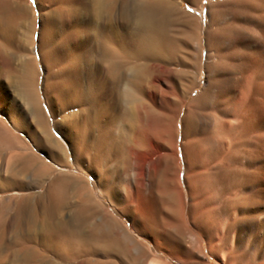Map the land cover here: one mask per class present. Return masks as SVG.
<instances>
[{
	"label": "bare ground",
	"instance_id": "6f19581e",
	"mask_svg": "<svg viewBox=\"0 0 264 264\" xmlns=\"http://www.w3.org/2000/svg\"><path fill=\"white\" fill-rule=\"evenodd\" d=\"M201 1L140 0L129 17L124 0H35L36 8L22 0H0V53L22 52L15 84L29 115L25 121L20 118L18 125L30 119L50 143L48 158L64 167L73 163L85 173L81 177L59 170L48 180L45 192L19 195L10 216L1 219L0 244H9L8 233L23 248L36 235L55 237L89 264H171L167 257L179 264H201L210 255L219 264H264V0L210 2L206 29L197 15L184 8L185 3L198 8ZM46 5H57L60 12L50 11L46 18L40 13L37 34L35 10H45ZM175 27L189 40V62L198 68L197 77L203 69L207 73L202 92L192 100L188 98L200 81L178 85L169 67L178 57V48L169 39ZM36 36L39 49L34 53ZM57 41L66 46L63 62L55 57ZM205 49L207 59L213 52L218 61H203ZM6 61L0 57V106L9 99L3 83L10 79ZM39 62L49 72L44 84L48 108L56 104L78 108L69 114L70 131L63 133L64 142L71 141L68 148L49 133L37 94ZM129 62L149 65L148 79L145 71L125 69ZM236 65L244 66L246 72L237 75ZM136 72L144 76L142 82L133 81ZM226 73H234L231 79L244 84L230 86L220 78ZM131 98L141 100L136 121L135 108L122 110V100ZM11 108L9 104L8 112ZM188 126L193 128L189 136ZM180 135L186 141L181 145L188 163L186 176L194 177L193 183L187 181L188 199L180 176ZM2 148L22 151L23 144L0 121ZM28 154L38 161L33 182L57 170L44 158ZM238 154L243 155L238 163L243 173L237 171L232 187L221 195L217 177L234 167L230 160ZM159 163H163L160 169ZM96 169L99 174L89 180L87 176ZM128 169L131 179L117 182L118 175ZM157 169L162 215L152 214L149 199L156 187L152 171ZM19 173L9 170L0 177V189L30 190L32 184H23ZM79 177L84 186L97 188L103 207H112L102 208L104 230L78 231L86 214L93 213L91 206H74L70 216L64 217L65 189L78 184ZM125 212L133 214L146 243L117 224L116 214ZM180 225L186 226L188 248L167 231H181ZM28 251L26 256L31 254Z\"/></svg>",
	"mask_w": 264,
	"mask_h": 264
},
{
	"label": "rangeland",
	"instance_id": "374dc122",
	"mask_svg": "<svg viewBox=\"0 0 264 264\" xmlns=\"http://www.w3.org/2000/svg\"><path fill=\"white\" fill-rule=\"evenodd\" d=\"M217 1H220V0H202L200 6L198 8L197 7H191L189 4L185 3L184 8L191 11L193 14L197 15L200 18V20H202L204 28L206 29L208 27L207 24H209L208 23L209 22V16H208L209 7H208V5L210 2H217ZM22 2L25 5L26 4L31 5L33 8H36L35 0H25V1L22 0ZM139 2H140V0H124V2H123L124 8H125V11L128 13L129 17L132 16V14L130 15V13H132V11H134L136 9ZM35 11H37V18H38L37 34H38V31L39 32L41 31L40 13L41 14L45 13V14H43V16H45V18H46L47 14H49L50 11L54 14L55 13L58 14L60 12L57 8V5H53V6L52 5L51 6L46 5L45 10L43 9L40 11L37 9ZM27 26H28V23L26 22L25 23V29L28 28ZM23 30H24V28L22 29V31ZM169 39L172 40L173 41L172 43L178 48V57H179V58L178 57L176 58V60L174 61L175 63L173 62V64L172 63L169 64V67L174 71V73L172 75V79L178 85L179 84L181 85V83L183 85H188L192 82H195L196 80L200 81V83H201V85L196 87L194 89V91L192 92V94L189 96L188 100H192V99L196 98L202 92L203 85L205 84V82L207 80V73H206L205 69H203L201 75L197 77L196 71L198 68L195 69L194 65H192L189 62V57H190L189 56V50H188L189 46L187 44V42H189V40L185 39L183 33L181 32L180 27L173 28V30L169 33ZM197 39H200V37L198 35H197ZM59 41H57L58 51H57L55 57L59 61L63 62L65 60L64 56H63V53H64L63 51L66 50V46L63 45L62 43H60ZM38 49H39L38 36H36V42L34 43V47H33L34 53L38 52ZM16 50H18V48ZM207 55H208V53H207V50L205 49L203 51V61H210V62L218 61L217 57L215 56V54L213 52L210 53L211 57L209 59H207ZM0 57L3 59L5 57L7 59L6 63L8 65V69L10 71V73H9L10 79H9V82H7L6 80H3V83L6 84L5 93L8 95L9 99H12L11 100L12 103H10L11 101H9V99L7 98V100L4 102V104L0 106V121L5 122L6 126H8L10 128V130L20 138V140L22 141V144H23V148H22L23 150L22 151L21 150L7 149V148L6 149L5 148L0 149V177L2 178L3 176H6L8 174L9 170H14V171L16 170V171L20 172L18 177H19V180H21L23 184H26L27 187L31 186V184H32L30 190L29 189H23L22 190V189H17V188L13 189V188H9V187H6L4 189H0V199H1L0 203L3 201V203H1V207H2L1 211L2 212L0 214V226H1V224L3 222L1 219H3L6 216H10V212H12L14 206H16L15 202H17L20 199V198L18 199L19 195H20V197H22V196L34 194L36 192H41V191L45 192L47 189V186H48V182L59 174V170H65V171L70 170V172H72V174H75V175H78L81 177L82 176L85 177V175H84L85 173H82L81 171L77 170L76 165L73 163L70 165V168H69V167H64L61 165H56L55 162H53V160L48 158L47 147L50 146V143L43 139V135H42L41 131L39 130L38 127L34 126L32 123L29 122L30 119H28L25 124L23 122L20 125H18L19 122H22L20 118H24L23 120L25 121V119H27L28 115H29L27 106L25 105V103L23 102V100L20 97L19 85L17 83L15 84L19 63H20L21 58H22V52L18 51L17 55H15V56L10 54L9 52H7V53L1 52ZM38 66H39L38 67L39 81H38V85H37V94H38L40 101H41V104H42L43 113L46 116L47 121L49 122V127H48L49 133L51 134V136H54L56 139L60 140L65 145V147L68 148L72 144H71L70 140H68V142H66V143L64 142L63 133L65 131H70V129L68 128V123L70 122V118H69L70 115L69 114H71L73 111H77L78 108L69 107V108L63 109L61 107V105H59V104L54 105L52 110H50L48 108L47 102H46V97L44 94V88H45L44 84H45V80L47 77L48 67H47V65H45L44 63H41V62L38 63ZM142 66L143 65L140 62H137V63L136 62H129L125 65L124 68L127 70H136V71H140V72L145 71V73H146L145 78L147 77L146 79H148L149 74L151 73V70L149 68L150 66L149 65L146 67H144V66L142 67ZM234 71L237 73V75H239V74L241 75V74H244L246 72V69L244 66L236 65ZM140 72H138V73L136 72L137 75H135V77L133 78L134 82H142L143 81L144 76H142L140 74ZM48 74H49V72H48ZM147 74H148V76H147ZM234 75H235L234 73H232V74L226 73V74L222 75L223 77L220 76V78H224L230 86H233V85L235 86L236 84L238 86L243 85L244 84L243 80L240 79L241 81L235 82L231 79V78H233ZM122 101H123L122 102V110H125V108H127V110H128V107L135 108L134 109V113H135L134 115L135 116L133 115V119H134V121L138 120L139 116H137L138 115L137 110H138L139 106L141 107V100L138 98H131L129 101L128 100L127 101L122 100ZM9 104L12 107L10 112H8V105ZM12 105H15L16 107L12 106ZM13 109H15V110H13ZM130 119H131V117H130ZM133 119H131V120H133ZM181 122H182V120L180 119V124H181ZM60 126H62L63 129H61ZM190 129H193V128L188 126L187 127L188 131L186 130L187 134L192 131V130L190 131ZM189 135L190 134H188L187 136H189ZM187 136H186V138H187ZM182 137H183V135H180V137H179V147H180V152H179L180 163L179 164L181 167L180 176H181V180H182V185L184 187V191L186 192L185 193L186 198L188 199L189 198V192H188V187H187L188 186L187 181H190L193 183L194 177L188 176V178H187V176H186L187 169H188V163H187V160H185L183 157V151L181 148L182 143H186V141ZM186 146H188V145H186ZM61 151H62L61 149L57 150V152H59V153H57V155L59 154L61 156L62 155L61 153H63ZM29 152H32V153L44 158L52 166H55L57 170L51 169L50 171L47 172L46 175H44L41 178H38L36 180V182H33V179H34L33 176L36 172L35 169L38 166V161L36 162V160H34L32 158V156H29V154H28ZM236 156H237V154H236ZM236 156L233 155L232 158H234V159L232 160V158H231V160H230L231 163L233 161L234 167L232 169L228 170V173L226 171H225L226 173L222 172L223 174L220 173V175L217 177V180H216L217 185L220 183L217 187L220 190L219 193L220 192L225 193L227 190H229L232 187L233 184H230V183L235 181V179H236L235 177L237 176L236 175L237 171H238V173H243L241 167H238V166H240L239 165L240 164L239 158H240V156H243V155L238 154V157H236ZM153 158L157 159L158 156L155 155ZM80 163L82 164L83 168H85L87 166V164L84 160L80 161ZM161 165H163V163L162 164L159 163V169H160ZM170 167H171V169L176 168V164L174 163V161H171ZM20 169H21V171H20ZM129 169H131V168H129ZM129 169H128V172L131 173V170H129ZM51 171H52V173H51ZM128 172H122V174H119L117 179H116L117 182L129 181L132 177V173L131 174L129 173L131 176L128 177L129 176ZM98 174H99V171L96 169L95 171L92 172V175L87 176V178L92 181L94 176L96 177V175H98ZM233 178H234V180H233ZM151 180H152L153 186H156V187H154V190L151 192L152 195L150 193V195L153 198L149 195L150 201L153 202L152 203L153 205L151 204V206L153 208L152 214L162 215L163 211H162L161 205L159 204V201H158L159 200V192L157 190V184H158V180H159V170L158 169L154 172L152 171ZM77 182H78V184L75 183V185L71 186L70 188L65 189V193H66V195H68L67 196L68 202L66 201V204L64 207V217L68 218L70 216L71 208H73L74 206H77V205L78 206H83V205L91 206L92 207L91 212H93V213L91 214V216L89 215V213L86 214L87 219L84 218V221L81 223V226L78 228V231H82V232H91V231L95 232V231H97L98 232L100 230H104L106 228V223L104 221H102L100 218L102 213H103V210H104L102 208H107L108 210H112V207L111 206L103 207L102 202H101L102 200L99 197L100 195H97L99 193H98V190L96 187L88 188V187L84 186L83 179L80 177H79V180H77ZM39 184H40V186H39ZM222 184H223V186H222ZM224 185H225V188H223ZM153 186H152V189H153ZM220 186H222V187H220ZM224 189H225V192H224ZM223 193H220V194L222 195ZM86 198H89V199L87 200ZM219 198H220V195H219ZM10 199L12 201L8 202V200H10ZM83 201H87L88 203L87 202L84 203ZM85 206H83V207H85ZM245 212H247V211H245ZM116 218H117L116 219L117 224H122V226H126L129 229V232L137 239V241L142 242V243L147 242L146 236H144L141 233L139 234L137 228L140 229V226L138 223H135V220L133 219L134 216H133V214H131V212L116 214ZM99 221L101 223H99ZM179 227L181 228V231L180 230L176 231L174 228H171V230L169 228H167V231H168L169 235L173 234L174 236H177L183 242L184 246H186L188 248L190 246V240H189L190 238H189L188 234L186 233V230H185L186 226L180 225ZM12 239L13 238L11 236V233H8V235L6 236V242L7 243L9 242V244L6 247H4V245L0 244V248H1L0 249V264H89V262L86 260L85 257L83 258V257H80L78 255L71 253L69 247L66 246L68 244L67 243L63 244L62 242H60L61 241L60 239L55 238V237L54 238L49 237V236L41 237L40 235H36V236H34V238H32V241L28 242L29 243L28 247L25 246V248H23L22 245L18 244V242H15L14 239L13 240ZM13 242H15V243H13ZM151 246H153V245L151 244ZM19 248H20V250H19ZM28 250H30V251H28ZM31 250H32V252H31ZM26 251L30 252L31 254L26 256V254H27V253L25 254ZM207 251H208V249L205 248L204 252L207 253ZM33 254H34V256H33ZM166 259L171 264H179V261H177L176 259L174 260L173 258H170V257L169 258L167 257ZM201 264H219V263L214 256L210 255V256L206 257V260Z\"/></svg>",
	"mask_w": 264,
	"mask_h": 264
}]
</instances>
